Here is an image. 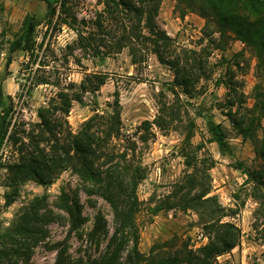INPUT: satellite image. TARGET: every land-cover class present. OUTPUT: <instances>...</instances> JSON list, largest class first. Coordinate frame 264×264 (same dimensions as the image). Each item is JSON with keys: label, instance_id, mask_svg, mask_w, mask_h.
<instances>
[{"label": "rangeland", "instance_id": "obj_1", "mask_svg": "<svg viewBox=\"0 0 264 264\" xmlns=\"http://www.w3.org/2000/svg\"><path fill=\"white\" fill-rule=\"evenodd\" d=\"M4 10L0 13V86L6 98L13 99L10 117L17 121L19 130L30 129L39 122L38 110L46 106L55 94L63 89L71 92V85H79L86 74L106 75V83L97 92L82 94L81 102H74L68 120L73 132L97 113L112 111L118 98L123 123L124 146L135 143L138 160L147 169V177L138 188L142 211L137 216L140 229V250L149 254L154 245L172 242L181 246L185 242L197 250L208 244L209 236L193 210L173 208L152 215L156 203L165 200L182 182L187 174L198 173L202 185L209 184L210 196H216L228 216L224 221L234 222L242 231L240 246L231 253L218 258L217 264H264V223L256 216L259 206L256 190L246 169L263 173L261 159L256 154L255 140L244 138L233 125L229 112L251 120L260 119L255 125V137L260 141L264 135V112L257 106L264 92V66L258 65L253 52L242 42L227 39L224 49L218 48L219 35L210 36L211 28L195 13L181 19L176 9V0H163L158 24L175 39V47L201 51L206 63V77L195 87L192 96L181 95L182 121L166 130L153 126L151 131L141 128L144 121H152L157 115V96L162 92L173 99L168 84L173 80L169 67L159 63L154 54H147L144 61L132 63L129 49L109 56L93 57L67 46L76 39L75 31L67 26L53 30L47 25L48 9L41 0H2ZM70 5L79 19H95L104 9L103 0H70ZM37 24L36 49L33 55L25 51L11 53L12 41L23 32L27 17ZM239 60L237 67L233 62ZM47 79L48 84L41 83ZM227 83L230 87H227ZM235 102L233 107L229 104ZM193 121L195 136L192 151L196 152V166L188 167L183 157L187 125ZM212 123L220 124L226 132L229 148L221 149L209 132ZM21 134V132H19ZM22 135V134H21ZM147 137L143 141L142 137ZM20 137V136H19ZM200 145L199 150L196 147ZM2 161L16 157L15 148L3 145ZM242 163L244 168H238ZM245 169V170H244ZM5 170L0 169V230L12 226L37 197L47 196V209L61 213L57 202L61 194L77 195L83 205V214L88 222L82 228L83 238L73 235L69 251L74 259L99 256L86 239L94 218L101 211L110 232L115 228L114 215L109 204L99 196H88L79 178L70 170L63 172L52 185L43 187L34 181L20 186L18 197L10 207L5 206L3 186ZM264 189V188H263ZM47 238L33 248L28 263L55 264L57 250L52 248L68 236V226L51 222L46 226ZM105 244V242H103ZM159 251V250H158ZM162 251H167L166 247Z\"/></svg>", "mask_w": 264, "mask_h": 264}, {"label": "trees", "instance_id": "obj_2", "mask_svg": "<svg viewBox=\"0 0 264 264\" xmlns=\"http://www.w3.org/2000/svg\"><path fill=\"white\" fill-rule=\"evenodd\" d=\"M47 5V25L58 30L67 26L75 31L77 39L67 48L79 49L93 57L109 56L129 49L132 63L144 61L145 55L154 54L159 63L169 67L174 78L168 84L173 99L162 92L157 96L158 112L152 121L146 120L141 128L151 131L155 126L166 130L182 121L181 95L192 96L196 85L206 77V63L201 51L175 47V39L158 24L163 0H103L104 9L95 19H79L70 0H41ZM176 9L183 19L188 13L203 18L211 28L210 36L219 35L218 48L224 49L227 39L244 43L255 55L259 66H264V0H176ZM4 10L0 0V13ZM37 24L27 17L23 32L12 41L11 53L25 51L31 55L36 49ZM240 66L239 60L233 62ZM38 84H48L41 79ZM106 83V75L86 74L79 85L58 91L51 101L38 110L39 122L30 129L19 130L17 121L10 117L13 99L6 98L0 86V150L3 145L15 148L16 157L2 161L5 170L3 186L5 206L10 207L18 197L20 186L34 181L47 187L70 170L82 183L88 196H99L112 209L115 221L111 233L105 215L98 211L87 241L100 254L90 259L89 264H217L218 258L231 253L240 246L241 229L227 217L216 196H210L209 184L202 185L198 173L187 174L185 179L174 185V190L165 200L156 203L152 215L163 210L180 208L193 210L209 236L208 244L197 250L188 243L177 247V243L165 242L154 245L149 254L140 250V229L137 216L142 211L138 196L140 183L147 177V169L138 160L135 143L124 146L120 102L117 98L112 111L95 113L86 120L78 132H73L68 117L74 102L82 101V94L97 92ZM230 84L227 83V87ZM258 108L264 112V92L260 95ZM235 105L234 101L229 104ZM233 125L244 138L255 140L256 154L264 169V135L259 141L255 136V125L260 119L247 123L245 117L229 112ZM194 122L186 127L183 157L188 167L196 166V152L192 151L195 136ZM21 132V134L19 133ZM209 132L221 149H228L225 130L220 124L212 123ZM20 136V137H19ZM143 141L148 140L142 137ZM202 147L198 145L196 149ZM238 168H244L238 163ZM245 170V169H244ZM255 185L259 204L256 216L264 223V178L263 173L246 169ZM47 196L37 197L29 208L12 224L0 230V264L28 263L33 248L48 236L46 228L51 222L68 226V236L52 248L57 250L55 264H84L83 259H74L69 251V240L75 235L83 238L82 228L88 222L83 214L79 197L62 193L57 202L61 213L47 209ZM105 242V244L103 243ZM166 247L167 251H162ZM159 250V251H158Z\"/></svg>", "mask_w": 264, "mask_h": 264}]
</instances>
